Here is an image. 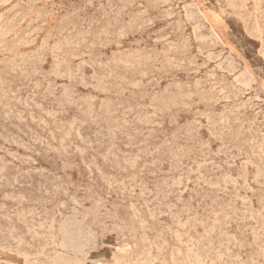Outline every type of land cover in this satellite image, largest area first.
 I'll list each match as a JSON object with an SVG mask.
<instances>
[{"label":"rangeland","instance_id":"rangeland-1","mask_svg":"<svg viewBox=\"0 0 264 264\" xmlns=\"http://www.w3.org/2000/svg\"><path fill=\"white\" fill-rule=\"evenodd\" d=\"M0 3V264H264V0Z\"/></svg>","mask_w":264,"mask_h":264},{"label":"bare ground","instance_id":"bare-ground-1","mask_svg":"<svg viewBox=\"0 0 264 264\" xmlns=\"http://www.w3.org/2000/svg\"><path fill=\"white\" fill-rule=\"evenodd\" d=\"M4 1V0H3ZM0 4H2V3H0ZM179 7V6H178ZM187 8H189V7H187ZM10 10V9H9ZM179 12H180V10H179ZM194 13V12H193ZM21 14V13H20ZM46 14V13H45ZM200 14V13H199ZM27 15V14H26ZM186 16V15H185ZM3 18V17H2ZM39 18V17H38ZM25 19V18H24ZM37 20V19H36ZM31 22V21H30ZM150 22V21H149ZM201 28V27H200ZM198 32V31H197ZM10 33V32H9ZM9 35V34H8ZM203 37V36H202ZM199 39V38H198ZM28 45V44H27ZM202 51V50H201ZM22 53V52H21ZM202 55V54H201ZM214 56V55H213ZM212 59V58H211ZM209 61V60H208ZM233 61V60H232ZM237 63V62H236ZM222 68V67H221ZM233 68V67H232ZM215 75V74H214ZM247 76V75H246ZM213 77V76H212ZM237 77V76H236ZM240 78V77H239ZM238 78V79H239ZM251 80V79H250ZM246 81V80H245ZM248 82V81H247ZM250 82V81H249ZM255 82V81H254ZM252 83V82H251ZM176 86V85H175ZM247 87V86H246ZM257 98V97H256ZM228 101V100H227ZM225 162V161H224ZM244 162V161H243ZM209 163V162H208ZM204 164V163H203ZM199 165V164H198ZM64 170V169H63ZM183 177V176H182ZM230 179V178H229ZM246 180V179H245ZM181 182V181H180ZM237 183V182H236ZM174 184V183H173ZM187 184V183H186ZM174 186V185H173ZM84 189V188H83ZM240 191V190H239ZM134 194V193H133ZM142 195V194H141ZM147 196V195H146ZM76 198V197H75ZM85 198V197H84ZM75 201V200H74ZM77 203V202H76ZM79 203V202H78ZM73 204V203H72ZM61 206V205H60ZM64 207V206H63ZM83 207V206H82ZM86 207V206H85ZM84 207V208H85ZM154 207V206H153ZM166 207H168V206H166ZM90 208V207H89ZM132 208V207H131ZM135 208V207H134ZM78 211V210H77ZM93 212V211H92ZM110 212V211H109ZM75 214V213H74ZM166 214V213H165ZM80 215V214H79ZM139 215V214H138ZM216 215V214H215ZM256 215V214H255ZM95 216V215H94ZM196 216V215H195ZM79 217V216H78ZM107 217V216H106ZM161 217V216H160ZM67 218V217H66ZM99 219V218H98ZM187 219V218H186ZM251 219V218H250ZM253 219V218H252ZM73 221V220H72ZM74 221H76V220H74ZM202 221V220H201ZM85 222V221H84ZM95 223V222H94ZM69 224V223H68ZM67 224V225H68ZM125 226V225H124ZM108 227V226H107ZM127 227V226H126ZM181 227V226H180ZM226 227V226H225ZM70 229V228H69ZM117 229V228H116ZM132 229V228H131ZM177 230V229H176ZM75 232V231H74ZM80 232V231H79ZM121 232H123V231H121ZM68 234H70V233H67V235ZM71 234H72V232H71ZM162 234V233H161ZM220 235V234H219ZM77 237V236H76ZM256 237V236H255ZM69 238H71V236L69 237ZM208 238V237H207ZM74 239V238H73ZM72 239V240H73ZM146 239H147V237H146ZM128 240V239H127ZM143 240V239H142ZM229 240V239H228ZM69 241V240H68ZM230 241V240H229ZM67 242V241H66ZM66 242H65V244L64 245H66ZM69 244H70V241L68 242ZM83 243V242H82ZM211 243V242H210ZM223 243V242H222ZM230 243V242H229ZM254 243V242H253ZM55 244V243H54ZM72 244V243H71ZM84 245V244H83ZM82 244H81V246H83ZM198 245V244H197ZM68 246V245H67ZM72 246V245H71ZM86 246V245H85ZM88 246V245H87ZM86 246V247H87ZM89 247V246H88ZM193 247V246H192ZM54 248V247H53ZM73 249L72 250H74V247H72ZM203 248V247H202ZM233 248V247H232ZM81 249V248H80ZM84 249V248H83ZM260 249H261V247H260ZM212 250V249H211ZM220 250V249H219ZM77 251V250H76ZM218 251V250H217ZM228 251V250H227ZM58 252V251H57ZM74 252V251H73ZM78 252H80V251H78ZM83 253V255H82V257L81 258H77V257H75V258H77L78 259V261H76L78 264H84L85 263V259H87L86 258V252L87 251H82ZM129 252V251H128ZM69 253V252H68ZM77 253V252H76ZM75 253V254H76ZM89 253V252H88ZM79 254H81V253H78V254H76V255H79ZM259 254V253H258ZM43 255V254H42ZM75 256V255H74ZM151 257V256H150ZM149 257V258H150ZM224 257V256H223ZM65 258V257H64ZM71 258V257H70ZM69 258V259H70ZM73 258V257H72ZM187 258V257H186ZM57 259V258H56ZM74 259V258H73ZM231 259V258H230ZM58 260V259H57ZM141 260V259H140ZM191 260V259H190ZM254 260V259H253ZM68 261V260H67ZM71 261V260H70ZM69 261V262H70ZM123 259H121V258H119V257H117V258H115L114 259V263L113 262H110L108 259H105V258H100V259H97V260H95V261H93V264H126V262L125 263H123ZM234 261V260H233ZM72 262V261H71ZM133 262V261H132ZM149 262V261H148ZM232 262V261H231ZM76 263V264H77ZM58 264V263H57ZM61 264V263H60ZM63 264V263H62ZM70 264V263H69ZM129 264V263H128ZM200 264V263H199ZM233 264V263H232Z\"/></svg>","mask_w":264,"mask_h":264}]
</instances>
